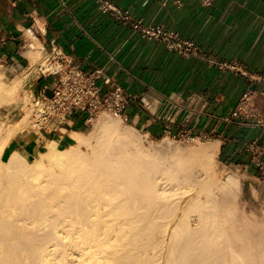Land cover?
Instances as JSON below:
<instances>
[{
	"label": "bare ground",
	"instance_id": "obj_1",
	"mask_svg": "<svg viewBox=\"0 0 264 264\" xmlns=\"http://www.w3.org/2000/svg\"><path fill=\"white\" fill-rule=\"evenodd\" d=\"M1 78L0 106L23 110L26 76ZM26 117L0 131V264H264V214L236 209L234 176H210L216 141L192 150L193 168L101 118L87 136L72 132V146L46 140L31 162L2 160Z\"/></svg>",
	"mask_w": 264,
	"mask_h": 264
},
{
	"label": "crops",
	"instance_id": "obj_2",
	"mask_svg": "<svg viewBox=\"0 0 264 264\" xmlns=\"http://www.w3.org/2000/svg\"><path fill=\"white\" fill-rule=\"evenodd\" d=\"M143 23L175 31L193 43L199 56L184 57L156 40L142 39L130 27L99 12L93 0H0V60L8 75L24 74L31 64L28 44L39 58L56 46L82 70L101 69L128 96L126 123L158 139L183 132L212 135L216 156L242 180L264 193L255 167L264 160V0H110ZM34 52V51H33ZM234 62L236 71L208 62ZM15 78V77H14ZM26 86L38 96V86ZM252 93L258 119L229 118L241 95ZM84 115L44 130L16 134L15 148L36 142H69L87 127ZM39 132V133H38ZM256 141V144H253ZM252 143V144H251Z\"/></svg>",
	"mask_w": 264,
	"mask_h": 264
},
{
	"label": "built area",
	"instance_id": "obj_3",
	"mask_svg": "<svg viewBox=\"0 0 264 264\" xmlns=\"http://www.w3.org/2000/svg\"><path fill=\"white\" fill-rule=\"evenodd\" d=\"M200 1L206 5L211 0ZM93 2L99 12L130 27L142 39L160 41L168 50L184 57L199 56L197 47L190 41L182 39L177 32L166 30L153 23H143L141 19L114 5L110 0H93ZM31 46L28 44L29 49H32ZM208 62L216 65L220 70L236 71L239 66L234 62L214 61L213 59H209ZM23 76H26L23 81L24 86L29 78L35 81L44 80L47 77L52 78L50 94H46L47 85L38 86V96L33 97L31 101L34 109L31 124L36 130H44L52 123L62 125L76 113L84 115L83 121L86 126H89L100 113L117 116L126 121L124 111L128 96L123 89L101 69L87 71L73 65L69 57L56 46L51 47L36 62L27 64ZM229 118H259L254 108L251 92L241 95L229 112ZM170 138L189 143L197 139L210 141L212 135L206 133L196 136L183 132L179 135H172ZM253 144H256V141H253ZM255 167L258 171L259 182L264 183V160L257 159Z\"/></svg>",
	"mask_w": 264,
	"mask_h": 264
},
{
	"label": "rangeland",
	"instance_id": "obj_4",
	"mask_svg": "<svg viewBox=\"0 0 264 264\" xmlns=\"http://www.w3.org/2000/svg\"><path fill=\"white\" fill-rule=\"evenodd\" d=\"M34 48L36 50V44H33ZM35 50H31L30 53H27L26 56L29 59L30 63H34L39 59V53H36ZM34 51V52H33ZM0 77L2 81H4V83L8 84L10 83L13 79L16 78V76L19 78H21L23 76L22 74H17V75H8L5 70L4 67L2 66V62L0 60ZM15 77V78H14ZM22 80V79H21ZM19 79V96L23 99L24 103V109L22 110V106L19 105L16 107V104L9 103L6 106H0V131L3 130L7 127V126H11L15 123H18L19 120L24 116L26 117V122L25 125H23L10 139V141L8 142V144L6 145V147H4V149L2 150V160H6V158L8 157V155L13 152V151H17L26 161L31 162L37 155L39 152L43 151L44 149V145L45 142L43 143H39L36 142L35 146L31 149V150H27L25 148V146L22 147H17L15 148L13 145V139L15 137L16 134H19L22 130V136L27 133L32 131L33 129L35 130V128H33L32 124H31V119L33 117L34 114V109H33V105L31 103L33 97H34V91H29V89L27 88V86L23 85V82ZM25 92V93H24ZM24 94V96H23ZM27 95V96H26ZM18 96V93H17ZM18 97V98H20ZM26 108V109H25ZM26 110V111H24ZM11 111V112H10ZM28 112V113H27ZM8 113V114H7ZM101 118H108L110 119L112 122L117 123V125L121 126V127H130L126 121L122 120L120 117L117 116H112L109 115L107 113H100L96 119L94 121H92V123L87 126L85 128V130H83L82 132H79V134L83 135V136H87L89 133L93 131H95L97 129L96 125L98 124V121ZM28 121V122H27ZM114 123V124H115ZM6 126V127H5ZM5 127V128H4ZM3 128V129H2ZM96 128V129H95ZM2 132L0 133V135L2 134ZM137 134V136H139L140 141L142 142V144L147 147V148H154V150H158V152H162V153H166L169 155H176V156H184V160L185 163H188L189 165H191L193 168H196V155L194 154V152H192V150H197V148H204L207 147L209 145H211V141H205L202 139H197L194 140L192 142L189 143H185L182 142L181 140L178 139H171L170 137H162V138H158V139H151L146 137L144 134H142L141 132L138 131H133ZM50 141V140H47ZM57 143V142H56ZM74 140L72 137V140H70L69 142H62V143H57L59 148H65V147H69L70 145L72 146L74 144ZM179 146V150L175 148V146ZM156 146V147H155ZM84 151L85 149L82 148ZM191 152V154H190ZM193 155V156H192ZM209 171L210 172V176L214 182L215 185H217L220 182H223L229 175H232L236 178V184L233 187V190L235 192L233 201L234 203H236V209L243 213L244 215L248 216V215H256V216H262V214H264V193H260V195L258 194V189L256 188H249L246 186H242V180H240V178H238L235 174H233L231 171H229L227 168H225L223 166V164L219 161V159L217 158L215 152L209 157ZM5 179V178H2ZM6 180H3V182H6ZM198 188V187H197ZM198 190V189H197ZM204 193V192H203ZM203 193H201V199L202 201L206 198L207 194L203 195ZM186 200L189 199L188 197L185 198ZM198 215L197 211H193L190 210L188 212V217L193 219Z\"/></svg>",
	"mask_w": 264,
	"mask_h": 264
}]
</instances>
